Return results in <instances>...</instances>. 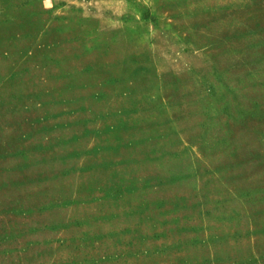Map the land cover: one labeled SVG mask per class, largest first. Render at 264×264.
<instances>
[{"label":"rangeland","instance_id":"374dc122","mask_svg":"<svg viewBox=\"0 0 264 264\" xmlns=\"http://www.w3.org/2000/svg\"><path fill=\"white\" fill-rule=\"evenodd\" d=\"M0 264H264V0H0Z\"/></svg>","mask_w":264,"mask_h":264}]
</instances>
